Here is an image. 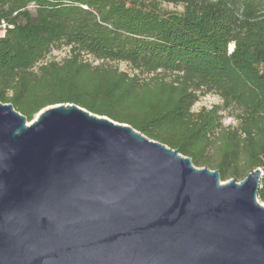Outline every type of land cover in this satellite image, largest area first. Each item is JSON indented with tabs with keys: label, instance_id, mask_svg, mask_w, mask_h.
I'll return each mask as SVG.
<instances>
[{
	"label": "trees",
	"instance_id": "trees-1",
	"mask_svg": "<svg viewBox=\"0 0 264 264\" xmlns=\"http://www.w3.org/2000/svg\"><path fill=\"white\" fill-rule=\"evenodd\" d=\"M3 25L0 102L29 122L72 103L179 150L223 182L264 173V0H0ZM63 49L62 61L49 59ZM207 95L222 105L194 112ZM222 113L236 125L223 126Z\"/></svg>",
	"mask_w": 264,
	"mask_h": 264
},
{
	"label": "water",
	"instance_id": "water-1",
	"mask_svg": "<svg viewBox=\"0 0 264 264\" xmlns=\"http://www.w3.org/2000/svg\"><path fill=\"white\" fill-rule=\"evenodd\" d=\"M223 182L76 104L0 102V264H264L263 177Z\"/></svg>",
	"mask_w": 264,
	"mask_h": 264
},
{
	"label": "rangeland",
	"instance_id": "rangeland-1",
	"mask_svg": "<svg viewBox=\"0 0 264 264\" xmlns=\"http://www.w3.org/2000/svg\"><path fill=\"white\" fill-rule=\"evenodd\" d=\"M162 8L164 10H166V11H169V12H182L183 9H184L183 6H181V5H176V4L169 3V2H163L162 3ZM2 30L3 29L0 28V36L3 35V31ZM231 47L232 46H230V50H232ZM68 54H69V52H68L67 49H63V50H60V51L59 50H54L53 53L51 54V56L49 57V59L56 60V61H62L64 58H66L68 56ZM90 60H91V62H95L92 58H90ZM119 68H120L121 71H125V72H128L130 74H133L132 69L129 66L125 65V64H120ZM218 105H222V101H221V99L218 96H216V95H207V96L201 97L199 99L197 104L193 107V111L194 112H199L202 109L210 110L214 106H218ZM221 115H222V124H223V126L229 127V126H235L236 125V122L234 121V119L228 117L227 114L222 113ZM36 117H35V119H36ZM241 181H238V182H241ZM226 182H228V181H226ZM258 201H259V203L261 205L264 206V202L261 201V199L258 198Z\"/></svg>",
	"mask_w": 264,
	"mask_h": 264
},
{
	"label": "built area",
	"instance_id": "built-area-1",
	"mask_svg": "<svg viewBox=\"0 0 264 264\" xmlns=\"http://www.w3.org/2000/svg\"><path fill=\"white\" fill-rule=\"evenodd\" d=\"M3 30V34L5 33V28H6V26L5 25H3L2 27H1Z\"/></svg>",
	"mask_w": 264,
	"mask_h": 264
},
{
	"label": "bare ground",
	"instance_id": "bare-ground-1",
	"mask_svg": "<svg viewBox=\"0 0 264 264\" xmlns=\"http://www.w3.org/2000/svg\"><path fill=\"white\" fill-rule=\"evenodd\" d=\"M231 48H232V50H233V46H232Z\"/></svg>",
	"mask_w": 264,
	"mask_h": 264
}]
</instances>
